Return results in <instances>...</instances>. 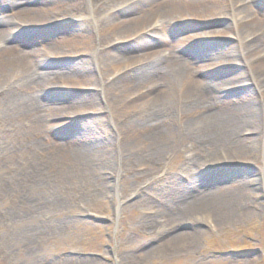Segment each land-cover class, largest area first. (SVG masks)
Masks as SVG:
<instances>
[{
    "label": "rangeland",
    "instance_id": "obj_1",
    "mask_svg": "<svg viewBox=\"0 0 264 264\" xmlns=\"http://www.w3.org/2000/svg\"><path fill=\"white\" fill-rule=\"evenodd\" d=\"M113 1L78 0L86 11L76 15L72 0H61L73 18L66 14L29 28L14 18L18 8L0 7V20L20 26L2 45L44 54L36 60L37 73L68 71L73 84L67 87L60 81L37 92L39 107H12V99L20 100L30 90H15L14 77L0 84V264H264V96L249 82L257 61L264 62V31L244 42L225 30L231 17L197 13L150 32L142 30L140 19L166 0H137L114 11L116 20L126 22L124 40L103 46L94 8ZM58 2L34 0L27 6H48L57 13ZM248 4L263 22L264 0ZM218 30L224 31L215 35ZM60 37L65 38L58 44L60 53H46ZM246 46L257 49L253 59L241 56ZM211 49L234 55L227 59L219 52L213 57ZM162 53H172L192 75L182 82L153 77L149 69L163 62ZM83 79L88 82L81 87ZM191 84L194 88H188ZM122 85L129 87L122 91ZM164 90L171 94L156 123L177 140L157 171L143 175L136 162L139 152L135 148V156L128 158L123 146L134 148L144 132L139 122L149 120L146 107L153 106V94ZM87 98L94 99L93 105L81 106ZM70 102L74 114L68 110ZM182 107H193V115L184 108V117L189 113L190 118L211 108L262 107L256 118L260 134L249 128L237 134L248 140L250 160L218 159L223 164H216L204 159L195 174L185 172L189 156L200 151L184 135ZM75 123L88 125L84 138L76 139ZM221 147L214 144L216 151ZM75 150L90 167L70 169L66 157ZM173 183L180 189L171 200L170 190L177 188ZM236 187L242 192L238 198ZM212 193L220 194L218 212L171 220L177 209L183 211ZM178 236L192 239L167 250L165 245Z\"/></svg>",
    "mask_w": 264,
    "mask_h": 264
},
{
    "label": "bare ground",
    "instance_id": "obj_2",
    "mask_svg": "<svg viewBox=\"0 0 264 264\" xmlns=\"http://www.w3.org/2000/svg\"><path fill=\"white\" fill-rule=\"evenodd\" d=\"M33 1L34 0H0V7L2 6V9H5L8 6L10 9L18 8L14 18H17L22 23L25 22L24 24L28 28L49 24L53 22L56 17L66 14L69 18H73V14L67 13L64 9L65 4L64 2H61V0L58 2L59 11L57 13L52 12L51 8L48 6L41 10L28 8L27 5L31 4ZM101 1L103 0H92L93 4H97ZM133 1L137 0H114L112 4H103L94 8V14L96 16L94 24L100 36L98 41L99 44L104 46L111 42L124 40L126 34V30H124L126 29V22L116 20L114 17V11ZM247 1L249 3L250 0H192L186 2L166 0L159 4L156 9L146 10L147 12H145L140 19V22L142 23L141 27H144L142 30L149 28L150 32H154L162 30V26H164L169 20L176 18L186 20L190 17L194 18L193 16L197 13L203 14L206 18H212L219 15L224 17L228 16L231 17L233 22L229 24L225 30L232 31V33L239 36L242 41L246 42L254 34L264 31V21L262 22L261 20H258L257 15L259 14L252 12ZM72 3L74 6L73 13L76 15L85 14V7L78 2V0H72ZM19 27L20 26L15 27L9 19L0 20V84L8 82L14 77L16 78V84L14 86L15 90H24V94L30 90L26 94V97L24 95L20 100L17 99L14 101L15 99L13 100L11 98L13 101L11 103L12 107H39L37 106L38 104L35 101L34 96L37 92L60 85V81H62L63 86L67 87H72L73 84L68 81V71H62L59 73H37L35 69L36 60L39 61L40 57H44V54L41 55L40 52H17L12 47L5 46L4 44L2 45L3 40L10 37V31L15 30L16 28L19 29ZM223 31L224 30H218L215 32V35H220ZM64 39V37H60L51 42L47 46L46 53H50L51 55H54L56 51L57 53H60L61 49L58 44ZM172 48L174 51L176 45L172 46ZM243 50L244 52H241V56L245 60H249V58L253 59V55L255 57L258 53L254 46H246ZM261 50L263 49L261 48L260 51ZM219 52L222 53L220 57L227 59H230L234 55L233 53L222 52L218 49H211L209 54L213 57H219V55L216 54ZM252 52H254L253 55ZM31 55H34L33 59L31 58ZM149 56L152 58L158 56V54H150ZM161 58H163L161 64L159 62L153 64L149 69H152L153 77L157 78L161 76L166 78L167 82L180 79V82H182L183 77L185 78L188 75H192L193 71L172 53H162ZM112 60L120 61L118 58ZM261 61L262 62L259 60L257 61L258 66H256V69L254 70L255 76L251 77L249 82H253V84L257 85L264 96V77L262 74L260 75L261 71L264 72V62L263 60ZM120 62H122V60ZM244 77V74H242V79ZM87 82L88 81L84 79L80 80L79 86H85L87 85ZM224 84H226V82ZM193 85H195V83ZM193 85H189L188 88H194ZM220 86H217V88ZM119 87L122 91H125L129 86L122 85ZM210 88H213L212 84ZM14 89H12V91H15ZM20 90L18 91L20 92ZM113 93L114 91H112L110 99L114 96ZM170 94V91L167 90L158 91L156 94H153L154 98L150 100L153 106L146 107L149 111L148 117L146 118H149V120H145L144 124L142 121L141 123L139 122V125L144 128L142 136L139 137L135 146L132 145L134 148H131L126 141L125 143L127 144H124L123 146L124 152L127 154L128 158L135 156L133 153L135 148L139 152L140 156L137 157L136 162L139 164L137 166L142 170L143 175H151L153 172L157 171L158 164L161 162L162 157H165V154L167 153L166 150L170 151V145L175 139L177 140V138L171 137V134L164 130L160 123H156L158 114L162 112L163 108L165 109V107H161V105H163V103H168ZM114 99L115 98L112 100ZM93 101L94 99L87 98V101H80V104L84 107H90L93 105ZM67 107L71 114H74L75 109L73 108L72 102H70ZM184 108L187 111L190 110V113L193 115V107H182L181 109L182 119L187 118V120H184V128H182L184 129V135L192 140V143L199 144L198 151H200L199 154L194 153V155L189 156V159H187V165L183 166L185 172H188L190 175L195 174L200 167L201 160L204 159H209L213 162L216 161V164H223V162H217L218 159L250 160V154L248 153V140L241 139L237 134L245 128H249V132L251 133L257 131L258 133L260 132L256 118L262 107H250L246 110L241 108L238 111L229 107H221L219 109L211 108L197 117L194 116L195 118H190L189 113H186L184 117ZM87 127L88 125L82 127L75 123L73 129L75 135H77L76 139H82L85 137ZM90 127H92V125H90ZM180 140L179 137L178 142ZM256 141L257 138H254L251 143L254 144ZM203 142H208L209 145H206ZM216 142L223 145V147H221L222 150L219 151L218 149L219 153L214 150V144ZM66 158L68 159L67 162L71 163L70 169H83L84 166L90 167L88 164H85V160L81 156L79 150L71 151ZM190 181L192 183L194 180L191 179ZM236 181L238 182L239 178ZM23 183L26 184L25 179ZM173 186L175 187L177 184L175 185L173 183ZM179 189V186H177L175 191L174 189L170 190L169 196L171 197V200H174L176 195H178ZM234 191L237 198L242 195V192L238 187H236ZM218 195L220 194L212 193L209 197L201 196L203 200L197 199V201H193L186 208H183V211L177 212V209L175 214L172 215L171 220L175 221L177 218L179 219V217H200L218 212L219 209L217 207L221 205V201L218 199L220 196ZM190 239L192 238H188V236H178L168 242V244L165 245V248L167 250H176L181 248V246H185V243L188 244Z\"/></svg>",
    "mask_w": 264,
    "mask_h": 264
}]
</instances>
